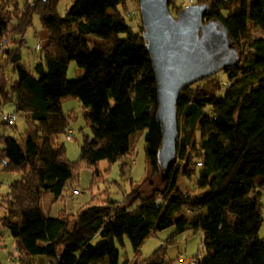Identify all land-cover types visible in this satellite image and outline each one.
I'll use <instances>...</instances> for the list:
<instances>
[{
    "label": "trees",
    "instance_id": "16d2710c",
    "mask_svg": "<svg viewBox=\"0 0 264 264\" xmlns=\"http://www.w3.org/2000/svg\"><path fill=\"white\" fill-rule=\"evenodd\" d=\"M195 1L207 3L204 16L217 17L241 53L223 70L228 83L220 87L213 72L180 89L176 157L160 176L155 82L137 0H131L136 15L128 0H70L63 13L58 0H0V100L12 102L28 123L23 144L0 133V169L18 173L0 196L6 209L0 227L14 238L21 264H33L35 254L45 256L44 264H162L164 241L185 227L201 231L204 247L189 264H264V237L257 234L264 206V35L245 49L239 40L252 25L264 32V0ZM34 14L47 40L27 64L21 46ZM70 60L83 71L67 79ZM67 97L78 98L90 127L75 160L64 157L58 139L74 117L62 108ZM137 131L143 132L145 171L156 175L148 191L144 175L129 177ZM79 159L92 167L91 183L117 162L127 189L120 198L103 189V197L91 195L74 210L45 214L43 190L53 200L78 191ZM102 159L108 166L101 170ZM193 173L199 194L177 187L178 174ZM157 219L172 224L163 243L143 259L120 257L124 237L137 250ZM97 235L102 240L93 244Z\"/></svg>",
    "mask_w": 264,
    "mask_h": 264
},
{
    "label": "rangeland",
    "instance_id": "374dc122",
    "mask_svg": "<svg viewBox=\"0 0 264 264\" xmlns=\"http://www.w3.org/2000/svg\"><path fill=\"white\" fill-rule=\"evenodd\" d=\"M195 0H170L167 2L168 11L174 15L175 7L179 5H184L190 2H194ZM131 5V0H128ZM70 0H58L57 9L61 13H63L66 7L69 5ZM138 4V3H137ZM136 8L134 6H130V12L136 15ZM139 11V8H138ZM224 13V11L222 12ZM140 17V15H139ZM137 18V17H136ZM128 21L134 24L135 19H128ZM46 28L43 27L40 23V20L36 14L33 15L32 23L26 28L24 32L25 44L21 46V54L23 60L28 64L32 63L38 55L39 49L35 47L36 42H40L43 45L44 37L46 35ZM264 32L258 28L257 26H250L243 37L239 40L243 41L244 49L246 48V44L254 37L263 36ZM95 40H99V37L92 36ZM91 40V39H90ZM90 44V41H89ZM241 53V52H240ZM83 68L78 66L74 60H70L67 64L66 68V78L72 79L77 77ZM216 75H218L219 80L218 83L220 87L227 80L225 72L222 69L215 71ZM221 89V88H220ZM0 110L13 111V104L10 101L1 102L0 100ZM62 108L66 112H72L74 117L69 120L68 123V132L70 134V138L66 137V132H61L58 136V139L63 141L65 152L64 157L70 160H75L79 157V143L82 140L84 133H90V127L88 125L87 120L83 115V108L81 102L76 97H67L62 101ZM15 122L8 124L0 121V133L2 134H10L16 137L21 144L24 141V127L28 126L26 116L22 113L15 112ZM177 119V127L179 126V116ZM137 135L139 136V140L134 145L133 154L137 159V162L134 163L132 170L134 169V173L131 174V179L134 181L140 180L144 175V181L142 183V188L145 191H148L149 185L147 181L149 179L156 181V175H148V170L145 171V153L143 148V138L139 135V131H137ZM80 166L78 169V175L76 177V187L79 189V193L72 194L70 196L65 197L64 199H69L75 205L82 204L85 202L91 195L101 196V190H108L110 192V196L113 198H120L122 193L128 187L127 182V173L123 176L119 169L117 162H113L110 164L109 168L104 171L103 179H98L94 182H90L91 180V170L92 167L88 166L83 160L79 159ZM132 164V163H131ZM137 164V165H136ZM100 169L108 166L107 161L102 159L99 161ZM131 166V165H130ZM138 166L136 170L135 167ZM131 170V169H130ZM135 170L137 173H135ZM132 172V171H131ZM130 172V173H131ZM18 173L12 171H4L0 169V194L4 193V191L8 188L9 179L16 177ZM196 181V173L190 174L189 176H184L182 174H178L177 176V187L180 190L185 192H189L190 194H199L201 193V188L195 186ZM159 186L161 184H158ZM41 202L44 205V202L50 204L51 193L48 190H43ZM50 196V197H49ZM63 200V199H60ZM262 200H264V196H262ZM262 219L260 225L257 229V234L264 237V206L261 211ZM6 214L5 207L0 205V216ZM159 221V219L155 222L154 231H151L145 238L142 240L137 250H133L130 246V243L126 237H124V244L119 245V255L120 257L127 255L131 258H140L143 259L148 256V254L156 247L157 245L163 243V239L167 237L169 231L172 230V224L168 223L165 219ZM7 239L0 240L2 242L0 246V264H21L19 259L17 258L14 246L12 244L11 235H5ZM102 240V237L97 235L92 238V243L97 244ZM165 251H164V261L162 264H189L188 257L191 255H200L203 253V245L201 243V231L193 230L191 227H185L178 234L171 235V240L165 242ZM10 253V254H9ZM12 255V256H11ZM9 256V257H8ZM34 263L33 264H44L45 256L42 254H35L32 257Z\"/></svg>",
    "mask_w": 264,
    "mask_h": 264
},
{
    "label": "water",
    "instance_id": "95a60500",
    "mask_svg": "<svg viewBox=\"0 0 264 264\" xmlns=\"http://www.w3.org/2000/svg\"><path fill=\"white\" fill-rule=\"evenodd\" d=\"M167 2L137 0L141 35L155 82L160 176L176 157L175 101L180 89L216 70L235 66L240 58V49L232 43L224 24L215 16H204L205 1L184 4L174 15L168 11Z\"/></svg>",
    "mask_w": 264,
    "mask_h": 264
},
{
    "label": "crops",
    "instance_id": "0c3cea01",
    "mask_svg": "<svg viewBox=\"0 0 264 264\" xmlns=\"http://www.w3.org/2000/svg\"><path fill=\"white\" fill-rule=\"evenodd\" d=\"M46 40H47V32H46V35H45V37H44V41H43V43L42 44H44L45 42H46ZM137 133L138 132H134L133 134H132V143H133V147H134V145L136 144V142L139 140L138 138H139V136L137 135ZM139 135L143 138V132H139ZM137 162V159L135 158V156L134 155H131V158H130V161H129V177L131 178V174H133L134 173V169L132 170V167L134 166V163H136ZM132 163V164H131ZM133 165V166H132ZM137 165V164H136ZM135 169L137 170L138 169V166H136L135 167ZM135 170V173H137V171ZM132 171V172H131ZM131 172V173H130ZM10 180V179H9ZM7 190V189H6ZM5 190V191H6ZM4 191V192H5ZM77 193H79V189H78V191L77 192H74L73 194H77ZM42 194H44L43 193V191L41 192V198H42ZM0 196H1V194H0ZM50 197V196H49ZM51 198V197H50ZM44 205L45 206H43L42 205V202H41V206H42V209H43V211L45 212V214H47V215H51V216H54V215H56L57 213H58V211L59 210H61V209H64L65 211H71V210H74V209H76L79 205L77 204V205H75L72 201H70L69 199H63V200H60V199H57V200H53L52 198L50 199V204L49 203H47V201H45L44 202ZM1 217V216H0ZM6 233L7 234H9V232H8V230L6 229V228H2V227H0V240H5V239H7L6 237H5V235H6ZM10 235V234H9ZM12 237V236H11ZM1 244H2V242H0V246H1ZM12 244H13V246H14V249H15V252H16V255H17V258H18V251H17V249H16V247H15V243H14V238L12 237ZM10 254V253H9ZM12 256V255H11ZM9 257V256H8Z\"/></svg>",
    "mask_w": 264,
    "mask_h": 264
},
{
    "label": "built area",
    "instance_id": "2783aa9c",
    "mask_svg": "<svg viewBox=\"0 0 264 264\" xmlns=\"http://www.w3.org/2000/svg\"><path fill=\"white\" fill-rule=\"evenodd\" d=\"M190 1V0H188ZM41 44L40 42H36L35 47H39ZM225 83H228V81H226ZM223 83V84H225ZM0 120L4 121V122H8V123H12L15 120V114L13 111H7V110H0ZM66 137L69 138L70 134L67 133ZM199 163V162H198ZM189 262H194L192 257H188L187 259Z\"/></svg>",
    "mask_w": 264,
    "mask_h": 264
}]
</instances>
